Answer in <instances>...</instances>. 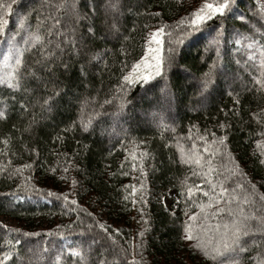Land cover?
Wrapping results in <instances>:
<instances>
[{"label":"trees","instance_id":"1","mask_svg":"<svg viewBox=\"0 0 264 264\" xmlns=\"http://www.w3.org/2000/svg\"><path fill=\"white\" fill-rule=\"evenodd\" d=\"M76 2L72 12L61 7L65 0H0L12 4L7 14L0 9L8 20L0 50L6 44L22 50L20 86L0 85V218L13 223H0V261L29 264L37 247L32 264H80L73 249L82 264H227L212 259L211 249L216 226L222 232L239 206L256 219L241 237L245 252L226 255L259 264L264 86L256 81L264 80V11L256 0H232L224 15L189 31L192 13L219 0ZM151 29H163L161 68L142 79L138 65ZM33 32L42 44L25 43ZM162 94L171 113L158 105L136 116ZM126 114L132 123L124 122ZM91 115L96 122L85 131L79 121ZM189 153L202 167L186 162ZM170 190L174 210L163 203Z\"/></svg>","mask_w":264,"mask_h":264},{"label":"snow or ice","instance_id":"2","mask_svg":"<svg viewBox=\"0 0 264 264\" xmlns=\"http://www.w3.org/2000/svg\"><path fill=\"white\" fill-rule=\"evenodd\" d=\"M231 2L232 0H219V2L217 3H208L205 2L203 4V6L201 8H199L197 11L192 13V17L189 19V23L187 26V30L189 31H195L197 28H199L202 24L205 23V21L214 16V15H224L225 12L230 8L231 6ZM62 8H67L72 12H76L77 11V2L76 0H65V3L63 5H61ZM117 5L115 3H110L108 5V8L110 10H114L116 9ZM0 9H4L5 14L11 12L12 10V4H3L0 3ZM23 23L24 21L21 20V27H23ZM8 24V20L5 19V17L3 15H0V33L4 32V29L6 27V25ZM113 29H115L116 25L113 24L112 25ZM163 29H158L156 32L152 33V39L155 41V43L159 44L160 41L159 39H157V36L159 35L160 32H162ZM178 43H183V40H179L177 41ZM25 43H32L34 45H39L43 43L42 37L39 34V32H33L29 34L28 40L25 41ZM57 47H59V45H57ZM251 47V45H250ZM153 51H159L158 49L153 50ZM170 52H173V49H169ZM261 55V63H260V69H261V75L264 76V49H261L260 52ZM22 50H20L19 48H13L10 47L9 48V52L5 55L4 57V62H5V67H10L11 71L5 73L4 76H0V84L2 83H6L7 86L9 88H18L20 86V70H21V66H22ZM174 58V57H173ZM156 59V64L154 66V71L157 75H159L160 73V68H161V61L160 58L157 56L155 57ZM171 59V58H170ZM14 60L13 64H9V61ZM206 76L208 74H205ZM142 79H148V76H144L141 77ZM124 79L126 81H128L129 83H131V80H129V78L127 76L124 77ZM209 80L206 79L203 82V86L204 88L208 87L209 84ZM258 84H261L262 86H264V80L261 79H257L256 81ZM45 104H48L49 102L47 100L44 101ZM264 111V110H262ZM5 117V113L3 111H0V119ZM90 123V121H89ZM87 127L88 125L85 124L84 125V130L87 131ZM221 128H224L225 126L222 124L220 125ZM225 140V137H220L218 140L219 144H223ZM6 143V141H5ZM186 162H194L196 163L198 166H201V158L199 156H197L195 153H189L188 157H187V161ZM24 167H31V165H25ZM68 169L65 168L64 171L66 172ZM209 171H212L211 166L209 164ZM19 171V170H17ZM76 182L73 181V184H75ZM211 183V182H209ZM215 189V186L213 185V190ZM227 191L226 189H222L221 192L219 193V196L222 197L224 195V192ZM188 193L189 195H191L192 193V189L189 188L188 189ZM49 196H53L54 193L49 192L48 193ZM205 196H208L209 193L205 192L204 193ZM59 198V197H57ZM65 202H68V197L64 196L63 197ZM212 199H216L217 202H219L217 197H213ZM232 199H235V197H232ZM260 199L262 201H264V196H261ZM135 202V201H134ZM71 204L75 205L77 202L75 200L70 201ZM209 207L211 206V203H209L208 205ZM204 207L205 206H201V211H204ZM223 211V209H217V212H221ZM238 213V215L236 214ZM236 213H233L230 211V215H233L234 218L232 219L231 223H226L223 225V231H220L221 226L217 225L216 226V231L219 234V239L215 242V245L212 247L211 249V258L212 259H217L219 258H223L225 261H227V264H241L240 261H238L237 259H235L234 257H229L226 254L228 253H236V252H245V248L243 247V241L241 240L242 236H249L250 234V228L249 225L247 224V221L249 219H256L255 216H248L244 214V209L239 207L236 209ZM207 218V217H206ZM198 218L197 216L193 215L190 217V220L192 221H196ZM259 223L260 225L264 226V217H261L259 219ZM99 227H101L103 230L107 231L106 228H104L103 225H99ZM118 231V230H117ZM260 232L262 234H264V227H261ZM24 235H29L28 233H24ZM186 236L187 239L189 241H191L194 237L192 235V229L191 226L186 227ZM198 239V238H197ZM209 243H211V241H209ZM197 247L200 248L204 254L207 256L209 255V249L207 247H204L202 245H200L199 243L197 244ZM71 255L73 257H79V261L80 264H82L83 260H84V256L81 254L80 251L73 249L71 252ZM9 259L8 256L4 257V260ZM56 260L59 261L60 257L57 256ZM0 264H3V261H0ZM135 264V262H134ZM259 264H264V259H261L259 261Z\"/></svg>","mask_w":264,"mask_h":264},{"label":"rangeland","instance_id":"3","mask_svg":"<svg viewBox=\"0 0 264 264\" xmlns=\"http://www.w3.org/2000/svg\"><path fill=\"white\" fill-rule=\"evenodd\" d=\"M256 2L258 3V6L259 8L264 11V0H256ZM106 8V7H105ZM108 9V8H107ZM109 10V9H108ZM107 10V12H108ZM115 11V10H114ZM114 11L111 10V12L113 13ZM116 12V11H115ZM109 13V12H108ZM114 14V13H113ZM112 14V15H113ZM113 29V27H111ZM158 29H151L149 30L148 32V36H147V45H146V51H145V54H144V57L141 61V63L138 65L139 66V71H138V74L141 76V77H144V76H150L151 74L154 75L156 74L155 71H154V66L156 64V59L155 57H159L160 58V61H161V45H162V35L161 33H159V35L157 36V39H159L160 43L157 44L155 43V41L152 39V33L156 32ZM11 44H6L5 48L1 49L0 50V76H4L5 73L11 71V68L10 67H5V62H4V57L5 55L9 52V48L11 47L10 46ZM13 47V46H12ZM14 48V47H13ZM158 49L159 51H153V50H156ZM94 60L96 61L97 58ZM14 63V60H11L9 61V64H13ZM230 75V74H228ZM231 78V77H230ZM233 78V77H232ZM228 81V80H227ZM2 84H5L7 85L6 83H2ZM1 85V84H0ZM158 101H156L152 107L148 110H142V111H137L136 113V116H138L139 118L142 119V117H144L142 115V112L145 114V115H149V114H153L154 113V109L155 108H158L157 106L159 105V107H162V106H165V109H167V113H171L170 111V108H169V105H170V100L168 99L167 95L165 94H162L159 96V98H157ZM93 102V101H92ZM92 102H88V104H86L85 106V109H89V105L92 103ZM140 110V109H139ZM131 114H126L123 116V120L126 124H129V123H132L133 122V119L132 117H130ZM92 116V115H91ZM89 116L88 118H81L80 119V125L84 128V125L87 124L88 127L91 126L94 122H96V117L95 115L94 116ZM90 121V123H89ZM113 121V120H112ZM112 125V124H111ZM110 136L114 137L113 134H111ZM188 157V155H184V159L186 160ZM177 199V196H176V193L172 190L168 191L167 195L163 197V203H164V206L169 209V210H174V207H175V204H174V200ZM204 206V205H203ZM205 211L208 210V208L205 206L204 207ZM198 211L200 210V207H198L197 209ZM201 211V210H200ZM207 215V214H206ZM201 217H203L201 220H199L198 222H204V215H202ZM0 223L3 224L5 227H11L13 226V223L4 219V218H0ZM198 235H201L202 231L198 230ZM33 248V247H32ZM61 249H62V246H61ZM31 255H29V264H32L33 262H37L38 263V260H39V250L38 248L34 247L33 249L30 250L29 252ZM33 261V262H32Z\"/></svg>","mask_w":264,"mask_h":264}]
</instances>
